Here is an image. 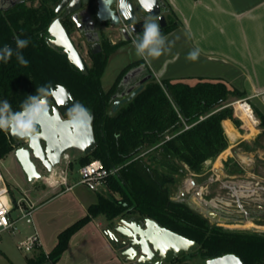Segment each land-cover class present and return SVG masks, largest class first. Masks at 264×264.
I'll use <instances>...</instances> for the list:
<instances>
[{
  "label": "trees",
  "instance_id": "obj_1",
  "mask_svg": "<svg viewBox=\"0 0 264 264\" xmlns=\"http://www.w3.org/2000/svg\"><path fill=\"white\" fill-rule=\"evenodd\" d=\"M167 9V27L163 35L177 28ZM50 8H19L0 17V49L8 45L12 57L0 61V102L7 100L11 109L22 111L29 96H47L59 85L70 89L76 101L94 115V133L98 146L80 159L81 166L100 160L105 168L118 171L108 179L109 196L100 195L88 207L87 215L59 235L55 249L48 255L40 251L28 264L56 263L67 249L73 234L87 223L104 217L110 224L121 219L157 222L179 235L199 243L196 252L179 261L208 260L235 255L244 264H264V233L254 230H229L197 212L185 199H176L173 188L187 175H201L208 163L217 159L229 145L223 123L237 128L232 98L241 94L223 81H158L153 77L133 100L111 114L112 96L128 67L109 91L102 87L108 56H98L85 76L71 68L65 58L51 50L41 34L46 30ZM28 39L21 50L28 61L16 58V38ZM148 71H151L148 68ZM43 88L44 92L37 90ZM40 99V100H41ZM264 129V116H258ZM229 130L230 127L228 126ZM10 131L0 129V160L14 150ZM228 166V164H226ZM36 251L39 248L35 249ZM186 257V258H185Z\"/></svg>",
  "mask_w": 264,
  "mask_h": 264
},
{
  "label": "crops",
  "instance_id": "obj_2",
  "mask_svg": "<svg viewBox=\"0 0 264 264\" xmlns=\"http://www.w3.org/2000/svg\"><path fill=\"white\" fill-rule=\"evenodd\" d=\"M164 2L177 22V28L165 35L168 41L175 42L171 51L159 58L145 60L136 55L134 46L122 47L107 64L102 77L103 89L109 90L130 64L144 61L155 79L160 82L182 80L195 84L201 79L225 82L241 94V100L246 99L250 103L260 120L258 116H264V0H164ZM194 49L200 50L199 57L195 61L187 59L188 53ZM111 67L112 77L109 75ZM223 126L229 141L228 148L217 159L208 163L205 173L189 175L192 178L182 184V190H178V198L185 199L191 205H197L204 210L206 203L203 202L207 201L204 195L209 192L213 211L230 209L228 203L220 205L216 199L218 192L223 193L219 182L207 187V180L214 176H218L219 180L239 177L229 174L226 169L223 171L224 167L228 168L226 164L231 161L241 167L245 173L244 178L256 177L264 183L263 178L253 173V154L249 152L250 149L246 147L245 150H240L242 145L250 144L258 137L261 130L257 135L247 137L242 123L237 128L231 121H225ZM82 157L80 153L79 160ZM196 178L204 182L198 186ZM191 180L195 182V188L190 185ZM78 184L70 185L69 181L70 189L61 187L60 191L51 194L48 189L41 191L30 215L19 220L26 221L29 231L19 244L34 235L38 237L39 248L22 264H28L40 251L46 255L50 254L58 244L59 235L84 218L88 207L97 203L98 200L95 201L86 192L78 190ZM174 198L177 199L176 196ZM260 203L264 205L263 200L252 202L251 205ZM261 208L264 210V206L258 210ZM102 218L101 216L93 219L73 234L59 260L56 263L48 261L47 264H134L123 258L110 242L106 233L112 227L105 230L100 220ZM209 220L214 223L213 220ZM10 261L11 264H15V261ZM182 264L190 263L187 261Z\"/></svg>",
  "mask_w": 264,
  "mask_h": 264
},
{
  "label": "water",
  "instance_id": "obj_3",
  "mask_svg": "<svg viewBox=\"0 0 264 264\" xmlns=\"http://www.w3.org/2000/svg\"><path fill=\"white\" fill-rule=\"evenodd\" d=\"M109 3L110 1L103 2L101 0L100 18L112 19L113 24H118L117 17L108 8ZM135 5L134 8L132 4H128V0L119 1L120 13L128 23L134 21L135 11L140 9L148 16L159 17L161 26L166 27L167 21L161 15L159 0H154V2L153 0H144L143 4H141V0H135ZM49 32L57 38L58 45L65 48L64 53L68 55L70 64L83 75L88 76L87 67L62 27L59 26L56 29L55 26H52ZM124 32L127 33L126 30ZM144 72L145 65L143 64L132 68L123 77L120 87L127 90L120 95L113 96L111 114L116 113L122 105L133 100L143 91L145 84L155 77L154 74H150L140 78ZM133 81H135L134 84H132ZM51 97L56 107L49 106L47 96L42 98L40 105L43 114L38 122L28 126L26 135L18 136L10 132L12 140L17 142L15 158L31 185L43 178L36 161H39L50 175L61 165L63 158L69 152L77 150L83 156H89L98 146L93 127V113L88 111L87 114L81 113V111L74 113L76 109L82 107V104L74 101L70 90L63 86L52 89ZM61 114L70 118L63 119ZM35 128L38 130L34 131ZM22 141L26 143V146H20ZM191 206L215 223H232V220H229L224 212L213 211L210 204L204 205L205 210L209 212L197 206ZM106 235L121 256L134 264H170L186 254L196 252L200 246L198 242L164 228L150 219L144 221L121 219L116 222L115 227L107 231ZM206 264L244 263L237 256L230 254L208 260Z\"/></svg>",
  "mask_w": 264,
  "mask_h": 264
},
{
  "label": "flooded vegetation",
  "instance_id": "obj_4",
  "mask_svg": "<svg viewBox=\"0 0 264 264\" xmlns=\"http://www.w3.org/2000/svg\"><path fill=\"white\" fill-rule=\"evenodd\" d=\"M102 1L103 2L110 1V3L108 4V8L112 12V14L117 17L119 22L118 24H113L112 19L104 20L100 18L99 12H100L101 0H0V17L8 21V13L10 11H13L14 9L25 7V8H33L35 10H38L41 8L43 3H47V5L50 8L48 25L46 27V30L41 34V37L44 39L45 44L51 50H53V52L63 56L67 64L71 68H74L75 70L80 72L78 69H76L70 64L68 55L64 53L65 48L59 46L57 43L58 42L57 38L50 34L49 30L52 26H55L56 29H58L59 26L62 27V29L66 33L67 38L69 39L75 50L78 52L84 65L87 67V69H89L90 67L93 66L98 56L104 57L105 55H107L109 62L111 57L114 56L117 53V51H119L122 47L133 46L132 41L136 38L137 35L143 32V22L145 20V17L148 16L145 12L141 11L140 9H137L134 13V18H135L134 21L132 23H128L120 13V8H119L120 0H102ZM159 1L161 7V15L166 18L167 17L166 4L164 0H159ZM128 4H132L134 8L136 6L135 0H128ZM154 18L157 19L160 25V30L163 34L167 25L166 27H162L159 17H154ZM124 30H126L127 33H125ZM126 38L128 39L126 40ZM133 64H130L128 67L132 66ZM143 64L145 65V72L140 78L152 74L148 71V67L145 63H141L140 65ZM137 66H134L132 68H135ZM127 68H125L122 71V73ZM132 68L127 70L125 74L122 76L117 86L116 89L117 91L113 94V96L117 94L120 95L127 90L124 89V87H120V83L122 82L123 77ZM120 75L118 76V78L120 77ZM118 78L116 79L115 83L111 86L109 90H111L112 87L116 84ZM134 82L135 81H133L132 84H134ZM59 86H63V85H59ZM57 87L52 89H56ZM63 87L69 89L66 86ZM71 95L73 100L76 101L73 97L72 92ZM47 97L49 101V106L51 108L56 107V104L51 97V91L47 95ZM76 102L80 103L78 101ZM82 107L84 108L83 104ZM111 110H112V106H111ZM78 111H80V108L76 109L74 113ZM62 117L63 119L70 118V117H64L63 115ZM37 130H38L37 128L34 129V131ZM13 143L16 144L17 142L13 141ZM20 146H26V143L22 141L20 142Z\"/></svg>",
  "mask_w": 264,
  "mask_h": 264
},
{
  "label": "rangeland",
  "instance_id": "obj_5",
  "mask_svg": "<svg viewBox=\"0 0 264 264\" xmlns=\"http://www.w3.org/2000/svg\"><path fill=\"white\" fill-rule=\"evenodd\" d=\"M110 70L111 71L109 72V75H111L110 73H112L113 71L112 67ZM188 83L193 84L192 82H188ZM239 100L241 99L232 98V101H233L232 103L237 102ZM260 130H261V133L259 134V136L256 137L254 140H252L250 144L242 145L240 147L241 148L240 150H245L246 147L250 149L249 152L253 154V163H252L253 173L264 179V131H262L261 128ZM15 150H16V147L9 154L8 157H6L3 160H0V172L4 178V181L9 187L10 196H11L13 208H14L11 213V217L13 220L18 221L17 224L15 225L14 230H10L9 232L8 231L4 232L0 236V239H2V242L0 243V249H1L0 264H11L10 260L15 261V264H22V263H25L27 258L32 256V253H27L19 249V242L27 236L28 234L27 232L29 231L26 225V221L25 220L19 221L20 219H22L23 214L18 209V203L20 202L24 208L28 209L29 208L28 203L31 204L32 206L37 204V196L41 194V191L48 189L50 190V194H51L54 192H58L62 189L61 187H50L48 185L46 181V177H49V174L44 169V167L41 166V164L38 161H36V164L43 178L42 180L37 181L33 185L29 184L26 175L24 174L22 168L20 167L19 163L17 162L15 158V154H14ZM79 156H80V152L77 150H73L69 152L63 158L61 165L54 170L55 174H60L61 171L66 167L67 163L70 161L71 163H70V168L68 172L70 185L78 184L80 181L79 168L81 167V164H80ZM225 169L229 171V174H234V175L239 176L237 177L239 179L244 178V174H245L244 171L241 169V167H238L232 161L228 164V168L227 167L223 168V171ZM208 176L209 174L206 175V179ZM55 178L57 179V176ZM189 178H192V177L187 175L186 177L182 178L181 181L178 183V185H176L173 188L172 194L173 196H176L177 199H179L178 190L179 191L182 190V184ZM196 182L199 186L204 181L197 180L196 178ZM78 185H79L78 190L86 192V194L94 198L95 201L98 200L99 194L104 195V196H109L108 189L107 190L100 189L98 192H94V191H90L89 189H87L84 185H81V184H78ZM218 194H223V193L218 192ZM210 197H211L210 192L204 195V199L207 201L211 199ZM207 201L203 203H208ZM194 206H197V205H194ZM261 206H264V205H262V203L258 205L257 204L252 205V206L248 205V213L250 214L251 218H253V221H250V223H243V224H238V225L220 223L221 224L220 226L225 229H229V230H252L256 228L255 226H264V210L262 209L258 210V208ZM240 219H243V218H240ZM100 220H102L103 222L102 225L105 230L110 227L109 222L106 219H104V217ZM115 224L116 223L113 224L114 226H112V228L115 227ZM182 260L179 262L176 261L170 264H179V263L182 264L187 261H189L190 264H201V259L199 258L188 259L184 261Z\"/></svg>",
  "mask_w": 264,
  "mask_h": 264
},
{
  "label": "built area",
  "instance_id": "obj_6",
  "mask_svg": "<svg viewBox=\"0 0 264 264\" xmlns=\"http://www.w3.org/2000/svg\"><path fill=\"white\" fill-rule=\"evenodd\" d=\"M234 108L235 116L242 123V127L247 133V137H252L260 132V120L257 118L252 106L246 99L239 100L231 104ZM246 117L247 122L244 119ZM70 161L67 163L66 167L61 171L60 174H55L53 171L49 177H46V181L49 186L52 187H64L65 189H70L68 172L70 168ZM118 169L108 170L105 168L100 160H94L89 164L83 165L79 168L80 181L79 184L84 185L90 191L98 192L100 189H108V179L111 175L115 174ZM57 176V179L55 178ZM219 182L220 190L223 191V195L219 194L217 196L218 203L224 205L223 203H228L230 209L222 208V211L226 214L229 220H232L233 225L250 223L253 221L250 214L248 213V205L252 206V202L264 201V183L258 180L256 177L247 178H233V179H223L219 180L218 176L210 178L207 180V187L211 184ZM192 187H196L193 180L190 181ZM202 189V188H200ZM211 199L206 204H210ZM29 208H24L21 203H18V209L23 214L22 218L30 215V212L34 205L29 204ZM13 203L10 196L9 187L7 186L4 178L0 172V236L4 232H9L15 229L16 221L12 220L11 213L13 211ZM239 218V219H237ZM243 218V219H240ZM19 220V219H18ZM215 223V222H214ZM221 225L220 223H215ZM252 229L259 233H264V226H255ZM38 248V237L31 236L25 241L19 244V249L32 253Z\"/></svg>",
  "mask_w": 264,
  "mask_h": 264
},
{
  "label": "clouds",
  "instance_id": "obj_7",
  "mask_svg": "<svg viewBox=\"0 0 264 264\" xmlns=\"http://www.w3.org/2000/svg\"><path fill=\"white\" fill-rule=\"evenodd\" d=\"M143 3L144 0H141V4ZM29 42L28 39H21L19 37L15 40L16 58L24 66L28 64V61L23 57L21 50L28 47ZM132 43L138 57L150 60L159 58L166 52H170L175 42L167 40L160 30L157 19L149 15L145 17L143 22V32L137 35ZM199 54L200 50L194 49L188 53L187 59L195 61L199 57ZM12 55L13 49L10 46L4 45L0 49V61L6 63ZM37 91L43 93L44 89L41 88ZM40 99L41 97L36 94L29 96L28 100L22 105V111L16 112L11 109V105L7 100L0 102V129L10 131L12 134L18 136L26 135L28 126L38 122L40 116L43 114ZM80 111L87 114V110L83 107H80Z\"/></svg>",
  "mask_w": 264,
  "mask_h": 264
},
{
  "label": "bare ground",
  "instance_id": "obj_8",
  "mask_svg": "<svg viewBox=\"0 0 264 264\" xmlns=\"http://www.w3.org/2000/svg\"><path fill=\"white\" fill-rule=\"evenodd\" d=\"M243 117H244L245 121L247 122L245 115Z\"/></svg>",
  "mask_w": 264,
  "mask_h": 264
}]
</instances>
